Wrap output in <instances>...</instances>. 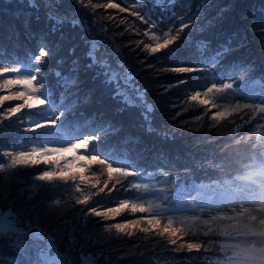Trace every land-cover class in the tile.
<instances>
[{"label":"rangeland","instance_id":"rangeland-1","mask_svg":"<svg viewBox=\"0 0 264 264\" xmlns=\"http://www.w3.org/2000/svg\"><path fill=\"white\" fill-rule=\"evenodd\" d=\"M35 2L38 7L33 8L29 6L28 0H0V21L3 18L10 19L5 12L6 9L12 10L16 20L18 13L28 19L20 24V33L29 30L32 32L31 40L36 34L33 42L35 53L29 60L28 67L31 69L34 56L39 54L42 43L51 51L47 63L41 65L46 87L40 95L45 104L37 110H22L7 119L0 117V162H7L6 153L39 147L37 144H28V141L30 137L40 133L57 134L64 139L57 140L60 141L57 145L46 147H67L75 142V136L68 133L69 138L64 137L63 132L68 126L65 121L79 117L81 112H91L90 127L95 129L98 126L92 136H100L98 141L90 144L91 153L111 164V158H115L113 154L117 149L121 150L122 146L128 149L134 155L128 160L130 168L144 170L133 182L149 185V190L143 193L146 206L148 201H152L160 203L164 208L174 209L173 212L165 213V219L167 215L195 216L196 219L188 235L181 234L176 245L169 244L166 236L161 237L154 233L145 234L135 230L128 236L118 234L114 230L109 232L106 225L137 218L142 214L137 213L134 216L123 213L115 220L107 221L91 216L85 219L81 211L82 206L74 203L77 195L74 188H66L63 182L49 184L35 180L39 172L55 170L54 166L40 164L35 167L5 168L0 171V210L11 207L17 228L31 233L21 238L25 240L27 255L34 264H133L141 257L148 258L155 264H264V114L258 110L243 109L240 112H232L219 121L210 118L217 110L229 108L230 111V106L237 100L242 104L264 105L263 85H257V88L250 90L251 93L247 95L243 93V90H246L243 86L247 81L244 79L246 70L255 68L258 52L264 51V0H176L174 11L177 15L195 17V22L190 29L185 30L186 33L191 32L197 39L210 41L209 48L217 49L220 45L229 47V52L215 67L234 56H239L241 61L247 60L241 69L234 72L231 79L224 81L233 83L234 87L226 91L225 98L219 101V108L207 110L187 100L193 90L201 89L192 86L191 92L185 93L182 86L190 87L192 83H198L195 79L200 80L201 75L204 76L205 82H211L206 78L216 76L213 74L214 68L209 73H197V76H193L194 73L173 74L157 71L165 67L191 64L192 60L188 61V54L196 52L191 50L196 48L194 45L182 43L174 46L171 51L153 56L139 49L132 51L126 46L129 40L133 41L134 46L138 39L149 42L148 37H137L129 33L120 36L118 33L122 28L117 29L115 24L108 22L106 26L109 29V39H105L93 24L94 20L104 22V17L107 16H115L116 23H119L124 14L118 13L116 9H98L95 16H92L89 9L80 7L74 0H60L58 11L62 15L67 14L70 19L75 17L81 20V25L72 27L66 23L60 32L53 34L50 31L51 22L46 17L49 9L45 0ZM93 2L102 4L108 0ZM114 2L130 4V0ZM157 11L159 13V10ZM163 15L170 16L171 13ZM9 25L8 20L0 22V37L11 36L12 28ZM171 26L165 21L159 31H167ZM140 28L142 30L143 26L140 25ZM94 40L97 47L92 49ZM90 50L99 63L89 70L85 65L89 63L86 54ZM208 53L212 54L210 49ZM74 60L80 65L81 83L78 94L68 97L64 95L62 83L65 77L71 79L70 68ZM237 64L238 62H235V65ZM105 66L107 75L93 79L96 73L106 71ZM2 67L21 66L0 61V68ZM57 71L61 73L60 78L56 76ZM15 75L17 74L0 73V81ZM255 78L252 83L262 81L264 84V70ZM182 79H187L188 82L178 87H169ZM18 90H21L19 86H13L11 89ZM113 92H118L117 100L111 98ZM6 94L8 93L0 88V95ZM249 95L252 97L249 98ZM18 103L21 101H6L0 106V112ZM149 107L152 109L149 113L150 123L142 116ZM61 111L64 115L55 127L38 129L36 132L24 131L25 128L33 127L37 121L42 123L45 119L54 118ZM198 116L200 119H197ZM103 121H111L113 127L103 128ZM113 128L118 131H111ZM116 138L118 141H115ZM206 144L209 152L229 159L242 160L239 165L243 166L242 172L230 169H222L223 171H232L231 175L249 171L254 172L253 175L263 177L255 179L262 183L261 190L246 186L245 189L250 192L248 202L193 209L190 204L191 210L186 212L187 209L182 211L179 204L188 197L183 198L172 192V176L180 177L186 172V166L147 168L142 165L134 168L138 166L137 160L142 156H148L147 159L152 164L154 160L167 157L171 153H182V158L189 156L188 152L195 151L197 154V150ZM83 154V151L76 153ZM57 155L69 159L72 157V153ZM192 158L195 160L198 156ZM192 158L187 161L190 166L195 164ZM197 164L210 166L206 161ZM93 169L99 172L95 166ZM160 169L163 170L162 175L157 171ZM149 171L159 173L147 177ZM160 188H165L164 195L168 197L166 200L158 198L161 196ZM252 197L256 198L255 202L251 200ZM123 198L126 197L122 192L99 194L94 196L90 203L92 207L103 209L115 207ZM213 217L216 218L214 221ZM205 220L210 222L211 231L209 225L203 223ZM232 225L236 227L233 228ZM37 233L38 238L32 239L31 236ZM15 238L13 236V239ZM187 243H200L201 248L189 251ZM0 261L3 264H18V255L6 237H0Z\"/></svg>","mask_w":264,"mask_h":264},{"label":"snow or ice","instance_id":"snow-or-ice-1","mask_svg":"<svg viewBox=\"0 0 264 264\" xmlns=\"http://www.w3.org/2000/svg\"><path fill=\"white\" fill-rule=\"evenodd\" d=\"M74 3L82 8L89 9V14L95 16L98 9H116L118 13L124 14L119 23H116L115 16L104 17V22L93 21L98 27L99 32L105 39H109V29L106 26L108 22L115 24L119 31L120 36H124L129 33L133 36H146L149 42L145 43L142 40H136L134 42L129 40L126 45L132 51L139 49L141 52H146L149 56H153L157 53L164 51H171L174 46L180 44H187L189 46L194 45L199 51L198 62L188 66H171L158 69V72H170L173 74H191V73H209L213 66L219 65L225 55L229 52L227 45H220L213 54L207 55L210 41L205 39H197L191 32L186 33V29H190L195 22V17L184 15H177L174 11L176 7V0H133L132 3L122 5L116 3L114 0H108L107 3H94L93 0H74ZM30 7H38L35 0H28ZM45 5L49 9L46 13L47 20L51 22L50 31L55 34L60 32L61 28L67 23L72 27H78L82 21L73 17L69 18L67 14H60L58 8L60 6V0H45ZM159 10V13L158 11ZM171 13L170 16L163 14ZM131 18V19H129ZM39 19V17H37ZM167 21L172 26L167 31L160 32L161 25ZM128 25V27H123ZM140 25L143 26L141 30ZM97 47L95 40L92 43V49ZM51 55L50 49L45 46L39 47V54L34 56V62L31 64V70L26 67H2L0 73H15L13 78L3 79L0 81V88L4 89L8 94L0 95V106L6 101L18 100L21 103L15 106L7 107L3 112H0V117L7 119L13 115L21 113L22 110L33 111L39 109L45 104V100L41 97L40 93L46 87V83L42 76V67L47 63V58ZM89 63L85 65L86 69H92L99 63L90 50L87 54ZM143 62V61H141ZM105 72H98L93 77L97 79L101 75H107V66ZM79 62L74 60L70 72L72 74L71 79L63 78L62 87L65 90L64 95L71 97L79 92ZM27 73V74H24ZM58 78L61 77L59 71L56 72ZM102 83L107 84L105 81ZM187 79L177 81L175 84L169 87H178L182 83H187ZM71 85V87H70ZM13 86H19L21 90L11 91ZM234 85L230 82L215 81L205 82L200 86L201 90H193L190 95L187 96V100L194 102L196 106L202 109L219 108V101L224 99V94L227 90L233 89ZM118 92L112 93V99L117 100ZM87 99V97L85 98ZM123 102V101H120ZM229 108H223L217 110L211 115L213 121H219L222 118L231 115L232 112H240L243 109L258 110L259 113L264 114V105L261 103H240L237 100ZM151 108L146 109L142 113L145 120L149 123L151 118L149 113ZM64 112L61 111L54 118L45 119L42 123L37 121L33 127L25 128L24 131L36 132L38 129L53 128L60 121ZM179 115V113H178ZM197 119H200L198 116ZM116 132L118 129H111ZM100 139L99 135L84 136L75 142L70 143L67 147H32L31 150H21L14 153H6L8 157L7 162H0V171L5 168L17 169L23 167H35L40 164L45 166H54L55 170H43L35 176L36 181L53 183L63 182L66 188H74L76 198L74 203L82 206V213L87 219L89 216L96 217L101 221L115 220L123 213L142 214L137 218L126 219L123 222H116L106 225V230L111 232L115 231L118 234H126L131 236L133 231L138 230L145 234L154 233L157 236L168 238V243L176 245L177 240L181 238V234L188 235L193 227V221L195 216L191 217H174L173 215H167L165 219V213L173 212L174 209H168L162 207L160 203H153L148 201L147 206L144 202L143 193L149 190V185L146 183L133 182V179L143 174L144 170H134L128 167L112 166L110 163L103 159H100L90 151V144ZM83 151L85 154L76 155L77 152ZM72 153L71 159L66 156H58L57 154ZM80 161L82 163L77 164ZM99 169L97 173L94 169ZM160 174H163V170H157ZM149 176L152 175L149 171ZM100 177H105L101 179ZM87 190V194H86ZM143 190V191H142ZM113 192H122L126 198L120 199L115 207H108L98 209L91 206L93 197L99 194H111ZM159 192L161 196L158 198L167 199L164 195L165 188H160ZM31 198V197H29ZM243 214H241L242 216ZM14 210L9 207L7 210H0V237H6L11 241V246L14 248L18 255V264H34L32 259L27 255V245L24 239L21 237L29 236L31 233H26L16 226ZM213 221L216 219L212 218ZM231 219V218H229ZM205 225H209V231H211L210 222L205 220ZM233 228L236 225H232ZM228 235V233H224ZM13 236L16 238L13 239ZM39 233L31 236L32 239L38 238ZM51 247V244H49ZM186 247L189 251L199 250L201 248L200 243H187ZM82 257L84 254H81ZM0 264H3L0 261Z\"/></svg>","mask_w":264,"mask_h":264},{"label":"trees","instance_id":"trees-1","mask_svg":"<svg viewBox=\"0 0 264 264\" xmlns=\"http://www.w3.org/2000/svg\"><path fill=\"white\" fill-rule=\"evenodd\" d=\"M132 2L133 0H130V3ZM6 10L7 12L5 13L8 14L7 17L10 19L3 18L0 22L4 23L8 20L10 22L9 27L12 28V32L11 36L0 37V61H3L5 64L13 63V65L21 66L22 68L26 66L28 67L27 64L29 60L32 59L33 54L35 53L36 47L33 42L36 38V34H34V38L31 40L32 32H30L29 30L28 32L20 33L18 28L21 23L28 20L27 17L25 18V16H20L18 13L16 20L15 12L8 9ZM40 22L43 23L42 21ZM16 39H19V41H17ZM16 42H18V44H16ZM43 45L44 44L42 43L41 46ZM209 49L211 50L212 54L216 50L215 47ZM191 50L196 52H190V54H188V61L192 60L191 64L189 65L198 62L200 56L199 51L196 48ZM188 52L189 50H187V53ZM207 55L211 54L207 53ZM256 60L257 62L254 65L255 68L247 69V73L244 75V77L247 78H244L247 81L246 84L243 85L244 87H246V90H243V93L245 95L251 93L250 90L256 89L257 85L258 87L260 85L264 86L262 81L252 83L253 79H256V76H260L261 72L264 70V51L258 52ZM235 62H238V64L235 65ZM245 63H247V60L244 59L241 61L239 56H234L231 59L229 58L220 66H213V70H215L213 71V74H215L216 76L213 75L206 79H210L211 82L220 80L226 81L228 79H231V77H233L232 75L234 74V72L238 71V69H241V67H243ZM30 70L31 69L29 68V71ZM253 70L254 72H252ZM194 74L195 75L193 76H197V73ZM247 75L250 76L247 77ZM205 81L206 80H204V76L201 75L200 80L195 79V82L198 83H192L190 87L183 85L182 91H184L185 93H189L192 90V86H195L196 88L200 89V86L205 83ZM248 97L251 98L252 95H249ZM90 115L91 112H81V114H79V117L73 118V120L65 121V124L68 126L65 127L66 130L63 132L64 137L68 139V133L70 135L73 134L75 136L73 138V141H75L80 138H83L86 135L92 136L98 126H96L95 129H92L90 127ZM102 126L103 128L113 127L111 121H103ZM57 140L63 141L64 139L60 138L57 134L53 135L47 133H40L34 137H30L28 144H37L38 146H50L59 144L60 141ZM116 140L117 138L115 139V141ZM116 147H118V145ZM195 153V151L188 152L187 154L189 156L186 155L183 158L182 153H171L167 157H162L161 159L154 160L152 164L150 163L149 159H147L148 156H142L137 160L138 166L134 168L141 167L142 165H145V167L147 168H151L153 166H162L167 168H170L171 166H186V172L183 173L180 177L172 176V179H174L172 180V192H176L178 196H181L183 198L188 197V199H183L182 202H180L179 208L181 210L188 209L190 207V204L191 207L207 208L215 207L219 204L230 205L233 202L244 203L248 202L247 198L250 195V192L245 189L246 186L261 190L262 185L255 179H261L263 177L253 175L254 172L249 173V171H246L242 174L231 175L233 173L232 171L234 170L242 172L243 166H239L242 161L240 158L229 159L215 152H209V147L207 144L202 145V147L197 150V154ZM113 155L116 159L114 157L111 158L112 166L128 168L131 167V164L128 162V160L133 158L134 155L130 153L128 149L122 146V149H117L116 153H114ZM195 155H197L198 158L194 160L192 157H194ZM190 158L193 159L195 163L194 165L190 166V164L187 163ZM204 161L208 162L210 166H203L197 164ZM254 162H257V160H254ZM222 169H230L232 171L226 172ZM151 173L153 175L158 174L159 172ZM147 177H150L148 173ZM193 197L195 198L192 199ZM191 201L192 203H190ZM135 262L136 263L133 264H155L153 261L145 257H141V259Z\"/></svg>","mask_w":264,"mask_h":264}]
</instances>
